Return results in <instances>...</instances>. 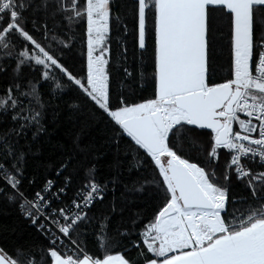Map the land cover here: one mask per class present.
I'll return each instance as SVG.
<instances>
[{
    "label": "snow or ice",
    "instance_id": "obj_1",
    "mask_svg": "<svg viewBox=\"0 0 264 264\" xmlns=\"http://www.w3.org/2000/svg\"><path fill=\"white\" fill-rule=\"evenodd\" d=\"M56 2L63 10L64 0ZM69 2L75 18L86 17V82L73 75L25 30L23 11L30 0H0V45L7 48L13 34L29 42L37 51L30 55L25 49L20 56L42 65L45 79L53 69L63 73L154 162L162 177L165 203L141 233L147 253L155 257L145 256L143 264H264V171L254 173L243 163L250 160L264 166V37L254 58V29L264 31V0H135L141 50L146 48L149 10L155 14L156 94L145 102L129 104L120 99L116 105L110 99L106 71L109 61L105 55L111 0ZM42 4L48 7V0H42ZM217 8L230 16L234 63L231 79L209 84V35ZM9 104L16 106L11 90L7 97H0V108ZM239 114L246 118L241 119ZM39 115L36 113L31 119L38 123ZM234 124L239 130L234 129ZM187 126L211 132L203 149V164L178 154L182 140L193 149L205 143ZM221 149L232 155L225 171L218 174L207 165L218 161ZM3 171L0 164V172ZM233 174L237 181L245 182L254 203L242 197L244 206L235 207L236 197L231 194ZM4 178L13 189L20 184L15 175ZM51 187L52 181H48L44 192ZM101 191L100 185L92 181L85 185L83 193H77L79 202L72 201V207L81 211L69 215L71 207L53 210V215L67 223L45 215L43 208L48 204L41 193L32 201L23 193L19 196L24 200L22 209L27 206L38 213H27L34 224L45 216L59 233L68 237L87 219L82 209L90 208L97 198L103 199ZM101 235L104 236L103 231ZM56 239L47 254L51 264H137L123 254L94 258L81 250L76 256L65 255L55 246ZM106 246L104 236L101 247ZM21 255L19 250L12 256L0 248V264H24ZM28 264H35V258H28Z\"/></svg>",
    "mask_w": 264,
    "mask_h": 264
},
{
    "label": "trees",
    "instance_id": "obj_2",
    "mask_svg": "<svg viewBox=\"0 0 264 264\" xmlns=\"http://www.w3.org/2000/svg\"><path fill=\"white\" fill-rule=\"evenodd\" d=\"M64 5L62 10L56 0H48V7L43 6L42 0H30L23 11L24 27L73 75L86 82V17L75 18L69 0H64ZM154 15L150 9L146 48L141 50L135 0H111L105 55L113 105L120 99L131 104L155 98ZM262 37L264 31L254 29V58ZM25 49L30 55L37 51L15 34L7 48L0 45V97H7L11 90L16 101L15 107L9 104L0 108V163L20 180L16 191L0 187V248L12 256L19 250L24 264H28L30 257L35 258V264H51L47 254L53 244L25 217L19 193L32 199L52 181L57 189L67 187L64 200H69L94 181L102 187L103 199L76 226L71 241L94 258L123 254L137 264H143L145 256L155 258L147 253L141 236L165 203L162 177L154 162L63 73L53 69L45 79L46 69L42 65L20 56ZM233 63L230 16L217 8L209 35V84L231 79ZM36 113L40 114L38 123L31 119ZM187 127L205 143L193 149L182 140L178 154L203 164V149L211 132ZM234 129H238V124H234ZM218 156V161L207 166L220 174L230 162L231 153L221 149ZM259 171H264V166L254 164L253 172ZM231 194L236 197V208L244 206L242 197L254 203L245 182L237 181L235 174L231 177ZM102 231L107 237V246L103 248Z\"/></svg>",
    "mask_w": 264,
    "mask_h": 264
},
{
    "label": "built area",
    "instance_id": "obj_3",
    "mask_svg": "<svg viewBox=\"0 0 264 264\" xmlns=\"http://www.w3.org/2000/svg\"><path fill=\"white\" fill-rule=\"evenodd\" d=\"M262 50H264V49H262ZM239 115H240L241 119H245L246 118L243 114H239ZM237 130H239V126H238ZM231 155H232V153H231ZM243 163H245L252 170H253V165L254 164L260 165L259 163L251 162L250 160H244ZM3 167H4V171L0 172V187L7 186L10 189H13L10 186V184L7 182V180L4 178L5 175H12V174L6 169V167L4 165H3ZM46 186L41 191L38 192V193H41L42 195H44L45 198H46V203L48 204V207L43 208V211H44L46 216H49V217H51V219H54V220H61V223H67L66 221H63L58 215H53V210H58L60 208L71 207V211L69 212V215H71V212L81 211V209H76L75 207H72V201L73 200H77L79 202V199L77 197V193H83L84 190H85V186L80 188L78 191H76L74 193V195L69 200H64V198H66L67 195H68L67 187L58 188L57 189L55 182H52L51 190L48 191V192H44V189L46 188ZM60 189H64V191L61 192ZM101 189H102V187H101ZM13 190L16 191V189H13ZM103 192L104 191L102 189L100 195L103 196ZM27 199L29 201L35 200L36 199V195L32 199H29V198H27ZM99 201H101V199L97 198L92 203L90 208H83L82 209L83 212L87 213V217H88V213L91 210V208ZM23 203H24V200L22 199L21 204H23ZM29 211H31L34 216L38 215V213L36 212L35 209H32V208L27 207V206L23 209V213H24L25 217L27 219H30L31 222H32V218L27 215V213ZM83 221H81V222H83ZM41 224L45 225V227L43 229L40 227ZM35 225H37L38 230L41 231L44 236L48 237L51 240V242H52L53 239L58 237V239H56V245L55 246L58 248L59 251H61L65 255L71 254L73 256H76V255L80 254L81 249L78 246H76L74 243H72L71 237L70 236L65 237V236H63V234L59 233L57 228H56V226L51 224L50 220L45 219V216H41L40 219H38L36 221Z\"/></svg>",
    "mask_w": 264,
    "mask_h": 264
},
{
    "label": "water",
    "instance_id": "obj_4",
    "mask_svg": "<svg viewBox=\"0 0 264 264\" xmlns=\"http://www.w3.org/2000/svg\"><path fill=\"white\" fill-rule=\"evenodd\" d=\"M194 127V126H193ZM202 130H207V129H202ZM207 131H210V130H207ZM126 135V134H125ZM127 136V135H126ZM128 137V136H127ZM130 138V137H129ZM131 139V138H130Z\"/></svg>",
    "mask_w": 264,
    "mask_h": 264
},
{
    "label": "rangeland",
    "instance_id": "obj_5",
    "mask_svg": "<svg viewBox=\"0 0 264 264\" xmlns=\"http://www.w3.org/2000/svg\"><path fill=\"white\" fill-rule=\"evenodd\" d=\"M9 43H10V42H9ZM3 51H4V49L1 50V52H3Z\"/></svg>",
    "mask_w": 264,
    "mask_h": 264
}]
</instances>
